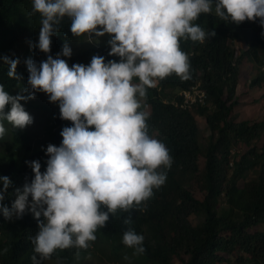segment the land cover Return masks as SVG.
<instances>
[{"label":"clouds","instance_id":"1","mask_svg":"<svg viewBox=\"0 0 264 264\" xmlns=\"http://www.w3.org/2000/svg\"><path fill=\"white\" fill-rule=\"evenodd\" d=\"M212 11L213 0H32V14H40L35 45L40 51L51 52L50 38L68 17L73 35L108 34L109 56L120 57L106 63L105 57L94 55L89 65L70 67L61 58L72 56L65 42L55 58L47 55L39 64L31 58L25 61L27 87L17 95L15 89L10 95L0 84V138L6 133L4 121L16 129L33 123L21 101L35 99L41 91L49 102L58 103L60 118L72 122L62 128L59 146L47 145L43 172L38 159L25 162L33 178L15 189L11 207L3 201L12 181L0 176L3 217L19 219L31 213L37 221L38 232L29 237L32 264H42L57 249H87L110 214L139 206L166 182L167 173L159 169L170 168L172 160L166 146L148 135L147 114L139 111L138 97L145 98L157 78L172 73L182 80L191 78L180 39L204 43L215 37V30L205 31L193 23L202 13ZM215 15L236 24L258 19L264 27V0H215ZM0 59L9 65V78L19 79V60ZM133 78L139 83L133 84ZM171 102L177 105V100ZM131 222L130 218L124 220L125 224ZM144 241V235L132 228L122 236V243L134 256L145 254Z\"/></svg>","mask_w":264,"mask_h":264},{"label":"trees","instance_id":"2","mask_svg":"<svg viewBox=\"0 0 264 264\" xmlns=\"http://www.w3.org/2000/svg\"><path fill=\"white\" fill-rule=\"evenodd\" d=\"M213 8L193 23L205 31L215 30V37L204 43L180 39V49L189 58L191 78L182 80L175 73L157 78L155 86L147 88L146 97H138L139 111L147 114L148 135L166 146L172 163L170 168L159 169L167 173V180L153 189L148 200L128 212L110 214L106 226L97 229L95 235H102V242L88 243L100 255H112L117 261L129 255L134 261L151 264H171L172 256L182 264H264V121L233 120L234 107L239 104L236 88L243 58L252 61L258 71L248 85L264 84V27L258 19L239 24L225 22L215 15V0ZM37 22L40 14H32V0H0V58L19 60V79H13L8 76L9 65L0 59V84L10 95L13 89L19 93L27 87L25 61L31 57L16 53V44L22 33L36 31ZM70 24L68 17L61 22L55 37L57 47L64 36L73 35ZM235 40L244 43L242 51L232 45ZM109 52L110 45L105 43L61 58L70 67L76 63L89 65L94 55L105 57L106 63L120 60L109 56ZM197 82L206 93L205 104L181 108L165 99L172 93V98L180 101L179 91ZM49 113L48 129L53 130V145L59 146L62 128L72 122L60 118L59 107L51 108ZM196 116L202 117L208 128L206 145L198 138ZM11 133L13 148L8 153L0 152V176L12 181L3 201L9 207L16 198L15 189L33 178L25 162L38 159L43 172L48 159L46 147L33 148L25 131L12 127ZM239 143L248 145L245 151H233ZM101 210L106 211L105 206ZM191 216L197 221L192 222ZM129 218L132 222L125 224ZM129 228L144 235L145 254L134 256L133 250L122 243L123 233ZM37 232V221L31 213L11 220L0 213V264H32L34 252L29 237ZM84 250L57 249L50 260L77 264L76 256Z\"/></svg>","mask_w":264,"mask_h":264},{"label":"rangeland","instance_id":"3","mask_svg":"<svg viewBox=\"0 0 264 264\" xmlns=\"http://www.w3.org/2000/svg\"><path fill=\"white\" fill-rule=\"evenodd\" d=\"M214 10V8H213ZM41 27V23L37 22L35 29V32H24L21 34L18 43L16 44V53H20L23 56H30L35 61L40 62L47 59V55H52L54 58L57 53H59L62 50V46L65 42L68 43V45L72 49V55L75 54L77 51H80L86 47H89L91 45L100 46L102 44L107 43L110 39V36L108 34H105L102 37H95V35L90 36L89 34H83L80 36H64L63 42L60 45V48L56 46L54 37L57 35H53L50 39L52 41L50 47L51 52L46 54L42 51H40L35 45L38 43V37H39V30ZM24 28V25H23ZM232 45L234 48L242 51L245 48V45L241 41H233ZM256 74H258L257 68L254 65L252 61H249L247 58H243L242 64H241V71L239 74L238 79V86L236 88V96L239 100V104L234 107L233 112V120L239 121L242 119H250L254 120L256 122L258 121H264V84H261L260 86H254L250 87L248 85L249 80L254 77ZM133 84H136V78H133L132 81ZM14 90V89H13ZM18 92H15V95H17ZM173 94H170V98H165L166 100H176L175 98H172ZM21 103L24 105L25 110L33 117V123L29 126H27L24 129H20L22 131H25L30 138L31 146L33 148H41V147H47L49 143L53 144L52 139V132L53 130H49L48 126L51 123L50 113L49 110L51 108H58V103H51L49 102V97L44 92H38L36 93L35 99H30L27 102L21 101ZM30 103L31 107H26L25 104ZM9 108L6 107L5 111H7ZM196 123L199 128V140L202 143V145H206L207 143V137H208V128L206 126V123L202 117L196 116ZM4 126L6 128L5 135L0 138V152L5 153L9 152L13 146H11V139H12V125L8 123L7 121H4ZM94 130V129H93ZM248 147V145H244L242 143L237 144L236 146H233V151L237 152L239 149L240 151H245V149ZM199 161H202V158L199 156ZM187 183L189 181L187 180ZM195 196L199 197L200 194L198 192H195ZM192 222H196L197 218L195 216H191ZM102 235L97 236L96 240L94 241V244H98L102 242L101 240ZM109 254V253H106ZM127 257V259H126ZM77 264H151L150 262L146 260H138L134 261L131 256L127 255L123 258V260H114V257L112 255H100L98 252H94L91 249V246H89V249L86 251L84 250L83 253L76 256ZM112 259V260H108ZM43 264H59L58 262L54 260H45ZM171 264H182V262L177 258L173 257L171 258Z\"/></svg>","mask_w":264,"mask_h":264},{"label":"built area","instance_id":"4","mask_svg":"<svg viewBox=\"0 0 264 264\" xmlns=\"http://www.w3.org/2000/svg\"><path fill=\"white\" fill-rule=\"evenodd\" d=\"M180 101H177V105L181 108L192 107L194 104H205L206 93L200 88L199 82L193 84L188 89H183L179 92Z\"/></svg>","mask_w":264,"mask_h":264}]
</instances>
